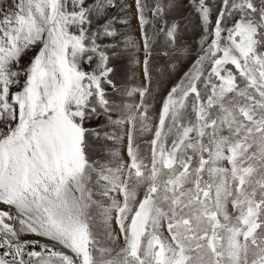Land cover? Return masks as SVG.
Here are the masks:
<instances>
[{
	"label": "snow or ice",
	"instance_id": "1",
	"mask_svg": "<svg viewBox=\"0 0 264 264\" xmlns=\"http://www.w3.org/2000/svg\"><path fill=\"white\" fill-rule=\"evenodd\" d=\"M0 264H264V0H0Z\"/></svg>",
	"mask_w": 264,
	"mask_h": 264
}]
</instances>
